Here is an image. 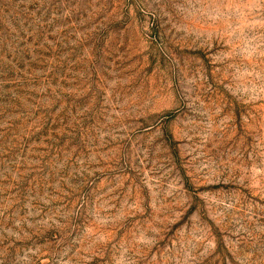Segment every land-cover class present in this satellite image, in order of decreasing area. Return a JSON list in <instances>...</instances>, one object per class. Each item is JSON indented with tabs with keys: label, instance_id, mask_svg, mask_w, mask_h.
<instances>
[{
	"label": "rangeland",
	"instance_id": "374dc122",
	"mask_svg": "<svg viewBox=\"0 0 264 264\" xmlns=\"http://www.w3.org/2000/svg\"><path fill=\"white\" fill-rule=\"evenodd\" d=\"M0 264H264V0H0Z\"/></svg>",
	"mask_w": 264,
	"mask_h": 264
}]
</instances>
